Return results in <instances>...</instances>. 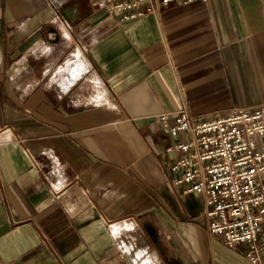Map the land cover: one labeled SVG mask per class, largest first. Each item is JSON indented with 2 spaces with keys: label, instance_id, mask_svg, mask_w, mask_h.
<instances>
[{
  "label": "crops",
  "instance_id": "1",
  "mask_svg": "<svg viewBox=\"0 0 264 264\" xmlns=\"http://www.w3.org/2000/svg\"><path fill=\"white\" fill-rule=\"evenodd\" d=\"M97 1L0 0V264H251L172 185L159 115L264 103V0Z\"/></svg>",
  "mask_w": 264,
  "mask_h": 264
},
{
  "label": "built area",
  "instance_id": "2",
  "mask_svg": "<svg viewBox=\"0 0 264 264\" xmlns=\"http://www.w3.org/2000/svg\"><path fill=\"white\" fill-rule=\"evenodd\" d=\"M195 1L210 0H98L97 6L127 22ZM159 120L168 133L188 135L167 147L178 154L169 165L172 185L201 197L210 235L251 264H264V103L210 117L183 105Z\"/></svg>",
  "mask_w": 264,
  "mask_h": 264
},
{
  "label": "bare ground",
  "instance_id": "3",
  "mask_svg": "<svg viewBox=\"0 0 264 264\" xmlns=\"http://www.w3.org/2000/svg\"><path fill=\"white\" fill-rule=\"evenodd\" d=\"M70 33V32H69ZM76 55H75V58H77V60H76V63H78V64H76V73L73 75L74 77H75V79L78 77L77 75L78 74H80V72H81V70H83V64H82V62H80L81 60L79 59L80 58V56H82L83 54H82V51L78 48V51H77V53H75ZM87 61V60H86ZM71 62V60L69 61V63ZM80 62V63H79ZM68 66V65H67ZM82 68V69H81ZM68 73V72H67ZM72 73H73V71H72ZM72 80V79H71ZM70 83V82H69ZM66 84V83H65ZM64 85V84H63ZM67 87V86H66ZM66 89V88H65ZM152 264H155V263H152Z\"/></svg>",
  "mask_w": 264,
  "mask_h": 264
},
{
  "label": "rangeland",
  "instance_id": "4",
  "mask_svg": "<svg viewBox=\"0 0 264 264\" xmlns=\"http://www.w3.org/2000/svg\"><path fill=\"white\" fill-rule=\"evenodd\" d=\"M81 57H82V56H80V58H79V59H81Z\"/></svg>",
  "mask_w": 264,
  "mask_h": 264
}]
</instances>
